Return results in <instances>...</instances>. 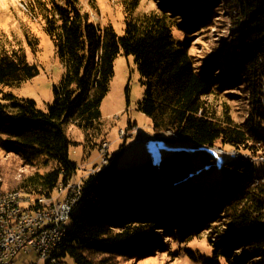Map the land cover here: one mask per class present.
I'll use <instances>...</instances> for the list:
<instances>
[{
  "label": "trees",
  "instance_id": "trees-1",
  "mask_svg": "<svg viewBox=\"0 0 264 264\" xmlns=\"http://www.w3.org/2000/svg\"><path fill=\"white\" fill-rule=\"evenodd\" d=\"M141 1H124L122 36L113 25L94 22L81 0L31 1L28 12L42 20L64 68L47 111L2 90L40 76L26 52H39V38L31 31L21 38L0 33V149L35 170L15 190L49 197L60 182L74 179L79 164L71 149L83 148L84 161L100 147L101 108L116 61L133 57L145 89L138 111L158 134L173 131L199 148L221 143L241 158L224 165L221 198L204 200L198 190L191 198L194 167L187 150L159 166L147 161L128 170L119 169L118 155H112L106 168L84 181L70 232L55 255L76 264H118L119 258L151 256L159 242L189 244L206 234L212 257L187 250L191 259L264 264V176L257 178L255 165L244 158L264 156V0H227L234 29L226 70L192 54L194 34L210 26L217 0L192 10L195 0H163L139 13ZM230 87L244 95L227 93ZM223 96L240 99L242 122L227 102L219 104ZM68 125L84 131V143L68 136Z\"/></svg>",
  "mask_w": 264,
  "mask_h": 264
},
{
  "label": "rangeland",
  "instance_id": "rangeland-1",
  "mask_svg": "<svg viewBox=\"0 0 264 264\" xmlns=\"http://www.w3.org/2000/svg\"><path fill=\"white\" fill-rule=\"evenodd\" d=\"M32 0H0V33L7 34L10 38L23 37L25 31L33 32L40 40L41 49L33 54L26 47L30 63L36 64L40 69V76L19 87H3L2 90L14 94L19 98L32 99L42 111L55 102L54 88L61 84L64 75V68L58 58L55 46L51 38L46 34L42 20L31 15L27 7ZM125 0H81L84 9L90 13L94 22L105 27L113 25L118 35L125 33ZM163 0H142L139 13L150 12L152 9L163 5ZM216 0H195L194 9L207 5ZM207 3V4H206ZM227 0H217L211 11L210 26L198 30L193 38L192 54L201 61L215 62L221 65L222 70L228 69L227 57H230L228 42L232 37L234 26L229 19ZM197 9V8H196ZM215 9V10H214ZM133 57L120 56L115 64V76L111 83L110 93L102 104V131L98 135V144L108 142L111 155H118V168L123 170L140 166L150 161L159 166L161 161L179 150H187L193 161L192 195L198 190L204 200H219L223 189L224 171L226 163L234 159L237 153L230 146L218 143L216 148L224 150L226 155L216 153L213 148L196 146L183 140L174 141L162 137L159 142H152L147 145H135V132L144 134H157L151 119L138 111V105L143 100L145 89ZM230 94H244L235 90L234 87L227 89ZM212 101V99H211ZM227 102L233 111L237 121L242 122L244 108L240 99L221 97L219 104ZM121 130L126 131L128 136L120 139ZM135 131V132H134ZM68 136L73 141L84 143L85 133L75 125L66 127ZM134 132V133H133ZM165 132V131H164ZM163 132V133H164ZM132 136V137H131ZM100 145V147H101ZM100 147L82 160L83 148H72L71 158L79 164V172L74 177L75 183L85 181L91 169L100 163ZM206 155L211 161L207 163L202 155ZM49 169V168H48ZM41 169V172H44ZM35 173L34 169L23 166V162L15 155L6 154L0 149V193L13 192L17 183L23 176ZM255 176H264V163H255ZM17 191V190H15ZM166 244L159 242L151 247L154 254L143 259L119 258L118 264H203L190 258L187 250L194 251L197 255L209 259L213 255V248L207 241V235L202 234L189 244H183L179 239L174 242L165 240ZM162 247H165L162 250ZM37 257L31 254L25 258L26 263L36 262ZM66 264H76L70 258L65 259Z\"/></svg>",
  "mask_w": 264,
  "mask_h": 264
},
{
  "label": "built area",
  "instance_id": "built-area-1",
  "mask_svg": "<svg viewBox=\"0 0 264 264\" xmlns=\"http://www.w3.org/2000/svg\"><path fill=\"white\" fill-rule=\"evenodd\" d=\"M134 135L135 145L159 142L162 137L183 141L173 131L154 135L138 131ZM127 136L126 131L121 130L119 138L122 140ZM196 149L198 151L199 147ZM213 150L226 155L224 150ZM99 153L100 163L91 169L90 176L108 166L112 157L108 142L102 143ZM202 158L206 160L204 154ZM240 158V154L234 153V159ZM244 158L254 165L258 161L264 163L262 155H245ZM83 185L84 181L75 183L73 179L67 183L60 182L49 197L22 191L0 193V264H66L55 253L70 232L72 216L82 198ZM31 254L36 255L37 261L26 263L25 258Z\"/></svg>",
  "mask_w": 264,
  "mask_h": 264
},
{
  "label": "crops",
  "instance_id": "crops-1",
  "mask_svg": "<svg viewBox=\"0 0 264 264\" xmlns=\"http://www.w3.org/2000/svg\"><path fill=\"white\" fill-rule=\"evenodd\" d=\"M113 155V154H112Z\"/></svg>",
  "mask_w": 264,
  "mask_h": 264
}]
</instances>
